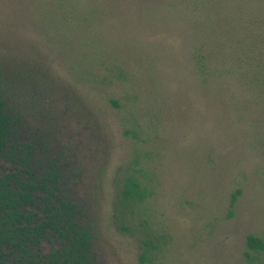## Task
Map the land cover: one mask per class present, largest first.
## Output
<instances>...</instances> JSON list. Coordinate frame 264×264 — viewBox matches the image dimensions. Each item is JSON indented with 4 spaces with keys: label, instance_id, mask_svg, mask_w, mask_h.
Wrapping results in <instances>:
<instances>
[{
    "label": "rangeland",
    "instance_id": "rangeland-1",
    "mask_svg": "<svg viewBox=\"0 0 264 264\" xmlns=\"http://www.w3.org/2000/svg\"><path fill=\"white\" fill-rule=\"evenodd\" d=\"M151 1L101 8L73 34L59 1L0 0V65L35 78L29 97L96 212L99 264H264L247 245L264 240V0L231 35L240 53L216 50L205 71L181 17L135 14ZM129 178L143 201L124 200Z\"/></svg>",
    "mask_w": 264,
    "mask_h": 264
},
{
    "label": "trees",
    "instance_id": "trees-1",
    "mask_svg": "<svg viewBox=\"0 0 264 264\" xmlns=\"http://www.w3.org/2000/svg\"><path fill=\"white\" fill-rule=\"evenodd\" d=\"M56 1L60 4L55 7L62 11H58L60 20L74 29L73 34L86 32L91 26L89 21L102 16L97 14L101 8L105 12L106 8L116 10L121 5V0H103L102 5L98 0H88L89 8L83 12L79 10L83 0ZM165 1L152 0L139 7L147 9L135 14L162 21L181 17L180 25L188 33L187 38L192 37L189 47L196 50L201 70L217 62L216 50L220 54L233 48L240 53L242 44L237 41L230 45L231 35L240 38L251 0H178L177 5L166 8L168 16L162 10L170 3ZM56 15L53 11L50 20L46 18L44 32L54 31L51 23ZM212 25H217L215 34ZM33 83L35 78L29 70L0 65V264H99L96 212L80 190V172L60 145L58 135L43 126V113L29 97ZM122 192L128 203H139L146 197L136 178H129ZM240 193L238 189L232 194L228 216ZM247 245L264 250V240L254 235L247 237Z\"/></svg>",
    "mask_w": 264,
    "mask_h": 264
}]
</instances>
